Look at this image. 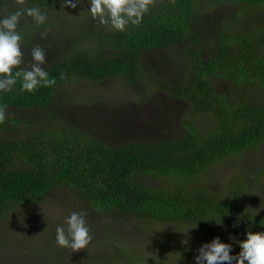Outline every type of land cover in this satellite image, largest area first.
Masks as SVG:
<instances>
[{
  "label": "trees",
  "instance_id": "trees-1",
  "mask_svg": "<svg viewBox=\"0 0 264 264\" xmlns=\"http://www.w3.org/2000/svg\"><path fill=\"white\" fill-rule=\"evenodd\" d=\"M223 1L235 3L239 12L220 22L209 38L194 29L197 0H156L139 26L129 25L123 32L86 17L68 33L76 38L70 47L58 56L52 52L44 67L56 79L54 87L22 92L18 81L11 91L0 92V105H7L8 114L0 124V222H9L20 209L67 189L82 198L85 214L93 220L111 216L200 224L222 241L231 237L238 246L249 229L264 232V212L250 207L235 187V194L216 192L202 180L215 163L256 152L264 144V18L259 16L264 0H211L209 4ZM26 3L57 10L61 0ZM0 7L18 8L14 0H0ZM20 33L22 42L28 43L31 37L24 30ZM179 45H186L187 52L175 81L145 73L141 64L145 53L169 52ZM61 73L68 78L60 79ZM143 75L186 104L177 122L178 135L111 146L69 122L70 115L57 121V113L72 105L68 100L58 103V86L75 80L100 85L112 78L137 83ZM217 82L226 88L218 92ZM36 110L42 111L41 122L16 114ZM116 133L121 135L119 130ZM262 163L264 170V159ZM248 176L243 179L247 185ZM157 180L160 185L154 184ZM231 230L238 234L232 237ZM94 231L97 234L95 226ZM106 244L89 260L168 262L159 255L152 262L141 251ZM238 246L232 255L241 251ZM176 259L172 264H178Z\"/></svg>",
  "mask_w": 264,
  "mask_h": 264
},
{
  "label": "rangeland",
  "instance_id": "rangeland-1",
  "mask_svg": "<svg viewBox=\"0 0 264 264\" xmlns=\"http://www.w3.org/2000/svg\"><path fill=\"white\" fill-rule=\"evenodd\" d=\"M197 1L194 29L203 38L213 36L220 22L231 19L239 12L238 6L229 1L215 5L209 4L211 0ZM14 2L18 8L0 7V15H7L22 7L16 0ZM72 3H76V0H72ZM29 6L33 5L25 3L23 7ZM89 8L88 0H77L76 8L67 6L64 0H61L57 10L40 8L47 14V20L42 27L31 17L22 18L19 31L24 30L31 37L28 43L22 42L24 66L32 59L31 50L35 47L33 45L41 43V46H45V53H50L46 54L47 63L50 62L52 52L54 56H58L68 49L76 39L72 34L68 36V33L72 28L77 29L86 17L91 19ZM259 16L264 18V8ZM62 25L65 27L61 30ZM186 52V45H179L169 52H147L141 58L143 70L160 79L175 81L185 63ZM47 63L43 67H46ZM215 86L218 92L226 88V84L222 82H217ZM56 95L58 103L62 100L72 102L67 110L63 109L64 111L57 113V121L61 122L60 117L66 119L67 115H70L69 122L111 146H119L132 140L151 141L178 135L177 122L186 105L183 101L174 100L158 83L150 81L144 75L137 83L126 82L120 78L107 79L100 85L86 80H75L58 86ZM41 112L18 111L16 114L25 118L34 117L41 122ZM43 113H46V110ZM200 123L205 125L203 120ZM116 130H119L118 134L121 135L115 136ZM263 159L264 144L256 152L246 151L235 158L215 163L202 180L216 192L223 190L226 194H235L232 191L235 187L250 207L253 205L256 211L264 212ZM246 175H249V185L243 180ZM154 184L160 185L158 180ZM74 211L85 214L82 198L67 189H61L46 200L12 214L11 221H1L0 264H107L104 260L90 261L88 258L92 253L101 251L106 243L121 244L133 251H141L143 257H151L152 262L153 257L159 255L162 262L168 261L165 264H172L176 258H179L178 264H196L198 249L217 237L203 225L199 226L200 224L191 228L196 224L139 222L135 219L123 220L111 216H97L98 218L93 220L85 215L91 235H97L91 242L95 244L79 252H72L57 245L56 228L66 227L65 219ZM127 226H131L132 230ZM231 233L234 237V233L238 234V231L231 230ZM233 241L229 236L221 240L223 243L231 242L234 251L233 248L238 246V243ZM108 247L109 245L106 250ZM139 255L136 252V256Z\"/></svg>",
  "mask_w": 264,
  "mask_h": 264
},
{
  "label": "clouds",
  "instance_id": "clouds-1",
  "mask_svg": "<svg viewBox=\"0 0 264 264\" xmlns=\"http://www.w3.org/2000/svg\"><path fill=\"white\" fill-rule=\"evenodd\" d=\"M92 18L101 25L117 31H125L129 25L139 26L143 17L155 6L156 0H88ZM22 7L7 15H0V92L11 91L20 81L22 92H35L40 87L51 88L56 79L49 76L43 67L47 63L46 53L39 45L31 50V61L25 65L22 51L23 37L19 31L21 19L31 17L43 25L47 14L37 6L23 7L26 0H16ZM64 4L77 7L72 0ZM67 74L61 73L60 79L66 80ZM7 105H0V124L7 119ZM84 213L72 212L65 219V226H57L56 243L72 252L86 249L92 242L91 229ZM218 224L221 222H217ZM197 224L194 227L195 228ZM236 225H234L235 227ZM190 228V229H191ZM247 239L239 243L241 251L232 255V245L221 242L219 237L203 244L195 257L196 264H264V232L247 231Z\"/></svg>",
  "mask_w": 264,
  "mask_h": 264
}]
</instances>
